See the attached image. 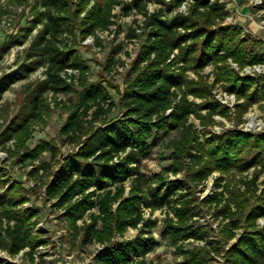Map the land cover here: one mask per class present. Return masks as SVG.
Returning a JSON list of instances; mask_svg holds the SVG:
<instances>
[{
  "label": "trees",
  "instance_id": "trees-1",
  "mask_svg": "<svg viewBox=\"0 0 264 264\" xmlns=\"http://www.w3.org/2000/svg\"><path fill=\"white\" fill-rule=\"evenodd\" d=\"M151 1L161 5L150 11ZM185 1H21L31 4L28 22L39 26L38 32L1 90L41 66L45 77L30 87L29 101L0 133V144L14 139L15 162L32 161L45 150L55 158L60 153L56 145L41 140L30 147L28 141L46 102L45 92L74 90L75 82L66 74L70 68L79 71L82 86L72 97L70 115L61 129L78 148L58 160L46 187L71 227L76 233L82 231L84 243L103 245L95 264H153L146 254L157 242L152 231L159 222L153 216L158 209L166 211L161 235L183 256L180 264H264V224L259 222L264 219V180L259 181L264 132L228 127L199 133L192 120L194 115L208 127L215 124V114L231 117V105L213 90L219 82L228 93L245 98L237 103L240 111L264 97V92L259 93L264 89V73L241 74L246 65L263 62L264 53L250 48L251 37L223 24L230 14L224 1L190 0L187 11L179 10ZM121 3L123 8L134 5L144 13L146 30L130 33L131 37L142 35L141 49L116 100L102 80L88 79L89 66L81 56L79 41L94 35L95 42L101 43L99 31L111 29L113 9ZM3 13L0 5V16ZM29 34L30 27H25L1 44L0 59ZM210 64L214 65L213 83L202 75ZM190 71L199 77H192ZM116 107L119 112L110 117ZM161 144L172 149L173 161L150 177L141 163ZM48 167L49 163L42 162L29 174ZM251 167L253 171L247 173ZM181 170L183 177L169 179L166 174ZM215 171L219 174L214 184L221 189L202 198L197 187ZM5 172L6 162L0 165V249L11 255L26 249L24 254L34 261L35 250L49 239L36 229L38 208L23 205L30 200V190ZM204 209H213L215 218H220L217 234L211 223L199 220ZM129 226L137 228L139 236L116 240ZM187 240L203 242L191 241L188 247ZM221 252L222 263L216 260ZM0 264L17 263L0 256Z\"/></svg>",
  "mask_w": 264,
  "mask_h": 264
},
{
  "label": "rangeland",
  "instance_id": "rangeland-1",
  "mask_svg": "<svg viewBox=\"0 0 264 264\" xmlns=\"http://www.w3.org/2000/svg\"><path fill=\"white\" fill-rule=\"evenodd\" d=\"M0 0V5L4 9V13L0 16V45L9 41L16 36L21 29L30 27L28 39L22 43L13 44L0 59V133L5 129L7 124L14 116L24 108L26 102L29 101V89L38 80L43 79L44 66L31 72L28 76L19 78L9 83L7 88L1 90L5 85V80L11 75L14 69H17L24 58V48L29 45L30 40L37 34L39 26H31V3L35 0ZM132 2V0H126ZM226 3L230 14L223 24L235 26L240 30L241 36L246 37L249 46L257 53H264V0H221ZM27 4V5H26ZM123 4H117L113 12L115 23L111 25L110 30L99 31L102 38L101 43H96L94 35L87 36L84 40L80 38L79 49L81 56L89 66L87 73L90 81L102 80L108 87L113 98L118 100L119 91H123L126 87V78L133 72V62L138 56L141 49L142 35L131 37L130 33L144 32L145 15L138 11L137 7L132 5L131 8H123ZM161 5L160 1H151L148 4V9H153ZM141 29V31H138ZM79 39V38H78ZM85 45V46H82ZM234 67L238 68L234 62ZM68 80L75 82L74 90L53 92L49 90L45 92L44 97L46 102L41 105V115L34 120V130L28 144L34 147L41 140H46L56 145L60 149V153L55 158H52V152L45 150L37 159L25 162H15V156L11 154L13 149H16L14 139L8 141L5 145L0 144V165L6 162L8 174L14 179L20 180L23 187L29 191L30 200L26 201L24 206H35L39 210V223L36 229L43 232V236L49 239V242L40 245L34 252L35 260L24 254L26 249H23L16 255H11L7 250L0 249L2 257L8 260L15 261L17 264H95L96 253L103 246L99 242L84 243L82 231L79 233L71 227L69 220L64 216V211L57 202V198L48 195L46 182L51 179L50 172L58 167V160L64 155L78 148L75 142H72L69 137L61 133L64 123L67 121L72 104V97L76 96L78 89L82 86L80 73L77 69H69ZM264 73V61L258 64L246 65L241 74ZM192 77L198 78L199 75L190 71ZM202 75L208 83L214 81V65H208ZM219 82L214 86V92L218 98L225 95L227 92ZM264 85H262L263 87ZM264 92L260 89L259 93ZM228 93V92H227ZM229 97L232 101L231 117L215 114L216 122L208 127L201 124L200 119L192 115V120L195 121L199 133L205 132L206 129L213 128L216 131H221L228 127H237L239 129L250 130L255 132H264V97L260 96L252 105L243 111L238 110L237 103L244 102L245 98H237L236 94ZM263 95V94H262ZM192 97V96H191ZM193 98V97H192ZM200 101V98H197ZM119 112V107L110 117ZM239 119H241L239 121ZM161 144L152 149L148 157L143 158L141 169L150 177L159 171L165 170V167L172 163L171 148L164 147ZM42 162L49 163L48 169H40L36 174H29L35 165ZM254 167H251L247 173L252 172ZM185 171L181 170L177 174L167 172L169 179H175L184 176ZM219 174L218 171L212 173L204 183H200L197 187V194L203 198L214 190L221 188L215 187V177ZM251 174V173H250ZM264 180V168L261 171L259 181ZM131 180L126 182L127 189L130 188ZM97 210V209H94ZM213 209L202 211L200 221L211 223L216 233L220 229V218H215L212 214ZM146 215H149V209H146ZM166 215L165 209H158L154 212V217L159 218L157 226L153 228L152 234L155 238L156 245L151 251L146 254L147 259L153 264H180L183 256L177 252V248L170 240L161 235V226L163 218ZM259 222L264 224V219H259ZM82 223V220H79ZM139 236L137 228L129 226L123 234H118L116 240L134 239ZM216 237V235H211ZM235 240V239H233ZM231 240V241H233ZM191 241L187 240L186 245L192 246ZM202 243V240L194 241V243ZM99 243V245L97 244ZM213 253V252H212ZM222 254L216 255V260L222 263Z\"/></svg>",
  "mask_w": 264,
  "mask_h": 264
},
{
  "label": "built area",
  "instance_id": "built-area-1",
  "mask_svg": "<svg viewBox=\"0 0 264 264\" xmlns=\"http://www.w3.org/2000/svg\"><path fill=\"white\" fill-rule=\"evenodd\" d=\"M189 1L190 0H186L185 2H183V4L179 7V10L187 11L188 10V6H189ZM138 31H141V29H138ZM230 95H232L233 99H235V96L233 94H228L227 92L225 93V95H222L220 99H222L224 102H228L229 103V102L232 101V98L229 97ZM97 244L99 245V243H97ZM0 256H1V254H0Z\"/></svg>",
  "mask_w": 264,
  "mask_h": 264
}]
</instances>
